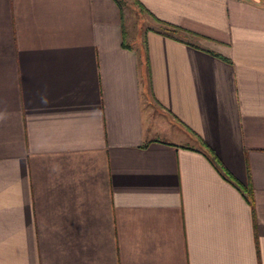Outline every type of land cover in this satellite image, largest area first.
Returning a JSON list of instances; mask_svg holds the SVG:
<instances>
[{
  "label": "crops",
  "instance_id": "0c3cea01",
  "mask_svg": "<svg viewBox=\"0 0 264 264\" xmlns=\"http://www.w3.org/2000/svg\"><path fill=\"white\" fill-rule=\"evenodd\" d=\"M124 2L0 0V264H264V0Z\"/></svg>",
  "mask_w": 264,
  "mask_h": 264
},
{
  "label": "trees",
  "instance_id": "16d2710c",
  "mask_svg": "<svg viewBox=\"0 0 264 264\" xmlns=\"http://www.w3.org/2000/svg\"><path fill=\"white\" fill-rule=\"evenodd\" d=\"M117 2V4L120 6V8L124 5V0H115ZM162 32L165 33V34H173V33H177V31L179 30L177 27L175 26H167V25H164L162 26ZM249 194V192H248Z\"/></svg>",
  "mask_w": 264,
  "mask_h": 264
},
{
  "label": "rangeland",
  "instance_id": "374dc122",
  "mask_svg": "<svg viewBox=\"0 0 264 264\" xmlns=\"http://www.w3.org/2000/svg\"><path fill=\"white\" fill-rule=\"evenodd\" d=\"M128 3H129V2H128ZM130 8H131V7H130ZM126 9H127V10H130L131 14H134V13H133V9H129V7L126 8ZM136 16H137V18L139 17V15H137V14H136Z\"/></svg>",
  "mask_w": 264,
  "mask_h": 264
}]
</instances>
